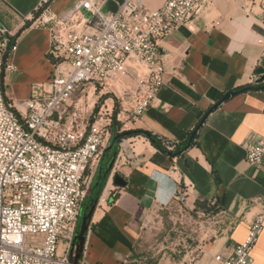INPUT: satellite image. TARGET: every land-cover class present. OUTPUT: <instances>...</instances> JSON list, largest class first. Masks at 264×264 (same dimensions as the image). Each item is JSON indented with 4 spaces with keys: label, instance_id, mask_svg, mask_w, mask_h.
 <instances>
[{
    "label": "crops",
    "instance_id": "crops-1",
    "mask_svg": "<svg viewBox=\"0 0 264 264\" xmlns=\"http://www.w3.org/2000/svg\"><path fill=\"white\" fill-rule=\"evenodd\" d=\"M42 1L0 0V20L8 30L15 34L28 25L7 55L2 76L4 94L15 105L28 99L32 86L46 82L53 70L47 26L21 22L34 16ZM77 1L51 0L49 9L61 16ZM135 1L149 10L165 2ZM200 2L204 11L161 41L164 85L138 122H119L123 131L140 130L179 143L226 93L264 86L256 84L255 74L264 69V0ZM96 3L104 14L120 6L119 0ZM131 78L125 82L131 84ZM195 137V146L180 156L161 152L143 135L121 140L116 175L125 186L107 180L88 223L79 264H140V236L153 216L179 205L189 216L199 200L219 209L215 223L202 234L203 244L186 250L180 260L163 255L154 264H220L245 240L259 212L251 201L264 197V160L257 167L245 160L246 146L264 139V90L249 89L222 103ZM178 193L181 201L175 199ZM251 256L253 264H264V225Z\"/></svg>",
    "mask_w": 264,
    "mask_h": 264
},
{
    "label": "built area",
    "instance_id": "built-area-1",
    "mask_svg": "<svg viewBox=\"0 0 264 264\" xmlns=\"http://www.w3.org/2000/svg\"><path fill=\"white\" fill-rule=\"evenodd\" d=\"M50 1L21 22L47 26L53 70L17 105L6 98L2 83L14 34L0 23V264H67L82 205L111 138L110 123H89L94 105L79 95L85 87L109 88L117 92L116 121L138 122L164 85L161 41L205 9L200 0H165L157 10L119 0L116 12L104 14L96 0H78L56 16ZM130 77L131 84L125 82ZM245 150L248 165H261L264 139ZM122 152L121 147L109 183ZM251 203L259 212L245 240L220 264H253L264 197ZM60 244L66 254L59 253Z\"/></svg>",
    "mask_w": 264,
    "mask_h": 264
},
{
    "label": "rangeland",
    "instance_id": "rangeland-1",
    "mask_svg": "<svg viewBox=\"0 0 264 264\" xmlns=\"http://www.w3.org/2000/svg\"><path fill=\"white\" fill-rule=\"evenodd\" d=\"M87 95L89 104L93 103L94 105L92 110L94 118L89 117V123L111 124L114 101L106 103V101L101 102V99L104 95H111L116 99L118 105L117 92L109 88L96 87L95 90H92L85 87L83 93L79 95L83 96L85 103ZM97 105H99L98 111L94 113V108ZM122 131V127H120V132ZM184 212H186L184 208L179 205L171 207L165 212H157L153 216L152 222L140 236L139 249L142 251L138 254L140 264H154V261L163 255H171L175 260H180L186 250L203 244L202 234L209 230L211 222L215 223L214 215L217 213L193 211L189 212V216H187ZM65 250L66 247L62 244V251ZM152 255L153 257L150 259Z\"/></svg>",
    "mask_w": 264,
    "mask_h": 264
},
{
    "label": "trees",
    "instance_id": "trees-1",
    "mask_svg": "<svg viewBox=\"0 0 264 264\" xmlns=\"http://www.w3.org/2000/svg\"><path fill=\"white\" fill-rule=\"evenodd\" d=\"M0 23L2 25H4L1 20H0ZM27 26L28 25L25 23L23 25V27L17 33H15L13 36H11L10 44H9V50L16 43V40H17L20 32L23 31ZM250 88H253V87H250ZM108 99H112L114 101L112 120H111V124L109 125V129L111 132V138L109 140L108 146L104 150L101 163H100L99 168H98V170H97V172H96V174L92 180V183L90 185L86 199L84 200L82 207H84L88 203V201H90V200H98L103 189H104V187H105V185H106L110 171L108 173H106L105 171H106L107 166L110 163V161L113 158L115 159V157L118 153V149H119V144H117L116 142L112 144V137L115 135H118L120 133H124V137L122 139H126V138H130V137L143 135V132H144V131H140V130H129V131L120 132V124L116 121V115L118 113V105L116 103V99L114 97H112L111 95H104L101 99V102L106 101ZM98 108H99V105H97L94 108V113H97ZM148 134L150 135V138L148 140L151 142V144L153 146H155L161 152L168 154L170 156H180L185 151H187L190 148L195 146V138L196 137H194L190 142H188V139H189L191 132L185 137V139L183 141H181L179 143L170 142V141H167V140L160 138L156 135H153L150 133H148ZM198 210H202L203 212H213L214 214H216L219 211V209L215 208L214 205L212 206L206 200L196 201L194 211H198ZM137 261H139V259H136V262ZM133 264H136V263L134 262Z\"/></svg>",
    "mask_w": 264,
    "mask_h": 264
},
{
    "label": "water",
    "instance_id": "water-1",
    "mask_svg": "<svg viewBox=\"0 0 264 264\" xmlns=\"http://www.w3.org/2000/svg\"><path fill=\"white\" fill-rule=\"evenodd\" d=\"M255 74L259 76L258 80L256 81L257 83L264 82V69L258 68L255 71ZM249 89H254V90H264V86L261 87H255V88H250V87H244L238 91L235 92H228L226 93L215 105L210 107L206 113L203 115L197 126L193 129L191 132L188 142H190L198 132V130L201 128L207 117L209 116L210 113H212L215 109H217L222 103L226 102L229 100L231 97L236 96L237 94H241L244 92H247ZM143 136H145L147 139L150 138V135L147 132H143ZM124 137V133H120L118 135H115L112 137V144L117 143L119 144L121 142V139ZM110 148V147H109ZM115 159L113 158L110 163L107 166L106 173H108L114 164ZM113 183L117 187H124L125 182L124 180L119 176L115 175L113 178ZM97 200H90L88 203L82 207L78 222L76 225V231L74 238L70 244V248L68 251V258H67V264H79V260L82 255L83 251V245H84V239H85V234L88 228V223L92 217V214L94 212V209L96 207ZM83 206V205H82Z\"/></svg>",
    "mask_w": 264,
    "mask_h": 264
}]
</instances>
